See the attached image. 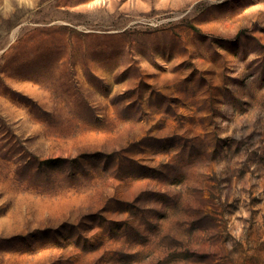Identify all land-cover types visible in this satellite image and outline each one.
I'll list each match as a JSON object with an SVG mask.
<instances>
[{
	"label": "rangeland",
	"instance_id": "obj_1",
	"mask_svg": "<svg viewBox=\"0 0 264 264\" xmlns=\"http://www.w3.org/2000/svg\"><path fill=\"white\" fill-rule=\"evenodd\" d=\"M0 264H264V0H0Z\"/></svg>",
	"mask_w": 264,
	"mask_h": 264
}]
</instances>
